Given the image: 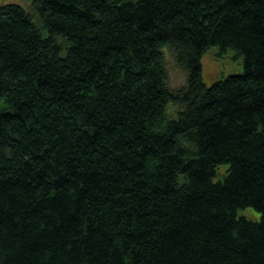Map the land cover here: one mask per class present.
Listing matches in <instances>:
<instances>
[{
  "label": "trees",
  "instance_id": "16d2710c",
  "mask_svg": "<svg viewBox=\"0 0 264 264\" xmlns=\"http://www.w3.org/2000/svg\"><path fill=\"white\" fill-rule=\"evenodd\" d=\"M27 1L0 5V264H264V0ZM212 46L244 71L206 85Z\"/></svg>",
  "mask_w": 264,
  "mask_h": 264
},
{
  "label": "rangeland",
  "instance_id": "374dc122",
  "mask_svg": "<svg viewBox=\"0 0 264 264\" xmlns=\"http://www.w3.org/2000/svg\"><path fill=\"white\" fill-rule=\"evenodd\" d=\"M6 3H17L25 9L29 8V1L27 0H0V5ZM220 51L218 47L212 46L201 57L202 77L206 85H210L229 74H234V72L241 73L244 71L243 59L240 54L230 48L223 52ZM170 52L168 47H163L168 85L172 89H177L185 85L186 73L176 65ZM168 112L173 113V106L168 105ZM244 213L246 215L252 213L258 217V213L251 207L246 208ZM252 218L256 217L252 216Z\"/></svg>",
  "mask_w": 264,
  "mask_h": 264
}]
</instances>
